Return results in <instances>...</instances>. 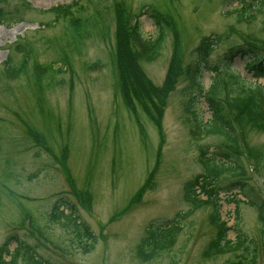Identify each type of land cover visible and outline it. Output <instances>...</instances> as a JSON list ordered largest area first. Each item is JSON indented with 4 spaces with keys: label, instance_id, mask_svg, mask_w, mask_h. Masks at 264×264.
<instances>
[{
    "label": "rangeland",
    "instance_id": "1",
    "mask_svg": "<svg viewBox=\"0 0 264 264\" xmlns=\"http://www.w3.org/2000/svg\"><path fill=\"white\" fill-rule=\"evenodd\" d=\"M121 1L117 14L113 0H0V244L13 236L10 250L22 242L34 248L39 259L63 264H264V225L257 219L256 205L264 200V130L235 122L233 155L250 195L245 197L238 188L219 192V218L229 227L226 237L233 240L235 232L242 231V249L207 256L215 229L212 206H193L182 189L185 180L204 171L200 147L213 150L221 143L219 135L195 130L193 109L202 121L210 117L202 95L189 85L188 65L195 59L197 42L203 35L221 34L209 53V65L225 59L228 49L242 42L261 47L264 4L245 0L249 5L243 6L239 20L236 0ZM95 3L103 18L81 42L68 46L63 39L68 22L93 15ZM144 5L160 17L165 31L158 54L139 59L157 97L158 120L142 108L133 113L123 103L114 70L117 24L126 27L136 15L143 37L157 33L152 18L141 9ZM55 6L65 8L55 13ZM17 43L28 47L29 58L10 78L4 60L20 65ZM35 62L40 65L36 71ZM46 65L57 68L53 76L43 72ZM228 69L251 85H264V78L250 76L239 56ZM212 77L204 68V89ZM188 93L195 94L192 104ZM229 176L224 170L219 185L228 184ZM60 195L75 204L94 233L87 252L75 247L68 228L48 218ZM175 220L173 244L148 260L140 258L136 248L148 224ZM15 264L26 262L18 257Z\"/></svg>",
    "mask_w": 264,
    "mask_h": 264
},
{
    "label": "trees",
    "instance_id": "2",
    "mask_svg": "<svg viewBox=\"0 0 264 264\" xmlns=\"http://www.w3.org/2000/svg\"><path fill=\"white\" fill-rule=\"evenodd\" d=\"M231 0H227L229 2ZM237 7L234 10L237 12V18L243 19L244 5H249L245 0H236ZM259 5L264 4V0H253ZM24 3V0H21ZM120 0H113L115 12L120 14ZM25 4V3H24ZM99 3H95L93 7V15L78 17L72 19L67 24L68 33L63 38L68 46L78 44L83 40L85 35L90 32V27L97 21L103 18V12L98 8ZM68 6L66 5V8ZM97 7V8H96ZM149 5L141 7L144 12H147L152 18L156 27V35L153 38L143 37L138 22H134L133 26H127L128 23L117 24L115 35V47L113 50L115 59V74L116 86L123 103L134 113L137 109L144 111L153 120H158L159 112H155L157 97L153 92V85L148 82L144 72L139 64V59L151 60L157 54L164 38V25L160 17L152 12ZM65 6H55L51 11L58 13ZM140 12H138L139 14ZM142 14V13H140ZM0 9V22H3ZM175 26L174 24H172ZM177 35V30H176ZM221 38V34L215 33L203 35L199 38L195 47V59L188 65L190 75V84L197 91V95H202L208 109L210 117L204 121L197 118V114L193 109V116L196 120L195 130H199L204 134H216L221 138L220 146L210 150L207 145H202L199 149V160L202 163L204 171L196 174L190 179L183 182V198L190 202L193 206L210 204L212 211L210 213V221L214 224V232L209 238L205 254L215 255L229 251H238L244 247L245 235L242 231L235 232L233 240L226 237V231L229 227L225 221L219 218L218 200L220 191H232L238 188L239 192L245 197H249L247 184L242 180L243 170L238 163L237 156L233 155L236 145L235 137V122H245L256 129L264 130V85H251L247 80L239 74L231 72L228 67L234 57L243 58L246 69L255 79L264 78V45L261 47L253 44L242 42L239 45L230 47L228 52L224 54L222 61L209 65L208 57L213 48V45ZM179 42L175 40V47H178ZM16 49L22 51V59L20 65L13 66L10 60L4 61L5 70L13 74L24 69L26 61L29 58V49L25 45L17 43ZM173 64H177L178 55L172 57ZM34 70L40 68V65L35 62ZM219 63H222L219 65ZM37 65V66H36ZM38 67V68H37ZM209 68L212 72V79L206 89L201 83V74L204 68ZM43 72L53 76L54 70L51 65H46L42 68ZM60 70V69H59ZM23 71V70H22ZM223 72V73H221ZM43 73V74H44ZM46 74V75H47ZM188 104H192L195 99V94L188 93ZM136 103V105H135ZM225 143H228L226 145ZM223 146V147H222ZM227 170L230 172L228 184L219 185L220 175ZM199 195H204L202 199ZM234 203V216H237V202ZM258 201V200H257ZM253 202V201H252ZM257 219L264 225V200H259L256 203ZM48 218L51 222L59 223L70 230L72 238L76 241V248H81V252H87L92 248L94 242V233L89 226L82 221L77 213L75 204L65 196L60 195L51 205L48 212ZM236 229V227H235ZM178 231L176 220L172 223L162 222L154 224L150 222L145 229V235L140 239L137 245L138 255L143 259L148 260L158 251L170 247L175 239ZM13 236H8L0 244V264H15L16 259L21 257L26 264H63L62 262L52 261L46 262L39 259L36 253L30 246L25 243L18 242L15 247L10 250L8 248ZM263 253H264V247ZM9 258L5 259V255ZM252 261V260H251ZM229 264H241L239 260L230 262ZM254 264V263H250Z\"/></svg>",
    "mask_w": 264,
    "mask_h": 264
}]
</instances>
